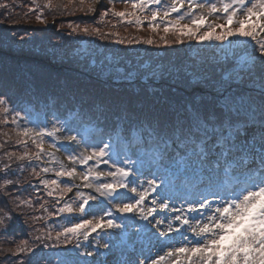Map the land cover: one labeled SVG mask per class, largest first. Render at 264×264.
<instances>
[{"label": "snow or ice", "instance_id": "snow-or-ice-1", "mask_svg": "<svg viewBox=\"0 0 264 264\" xmlns=\"http://www.w3.org/2000/svg\"><path fill=\"white\" fill-rule=\"evenodd\" d=\"M123 2L131 8L130 12L115 11L114 7L102 9L95 23L107 25L110 21L106 17L111 16L119 18L121 23L127 20L128 24L140 27L143 20L137 13L147 10L150 13L149 29L156 31L162 27L164 33H171L173 37L168 40L161 36L156 47H179L193 41L202 47L205 44L231 45V38H236L252 47L253 54L243 61L239 71L227 75H217L210 66L195 61L183 69L152 67L144 63L135 65L130 61L125 65L116 50L100 59V67L115 68L118 79L159 78L163 81L170 77L176 81V86H170V93L179 92V85L195 86L194 91L179 99L169 93L154 92V100L140 102L142 107L139 109L133 107L131 101L122 99L100 101V108L114 109L112 114L125 121L124 139L130 148L135 145L137 149L141 146L152 149L161 170L154 172L146 182H141V168L129 157L125 156L121 161L120 153L113 150L111 135L107 141L100 139L88 144L78 134H73L74 129L67 121L54 123L51 128L38 124L26 126L25 121L33 123L30 114L22 105L12 102L8 91L17 88L28 92L30 86L3 85L8 91H0V124L11 123L20 129L16 133V143L25 147L23 154L9 152L5 158L29 161L21 166V172L24 168H33L39 185L30 187L37 198L40 187L47 196L58 197L54 213L57 216L73 211L83 215L94 207L90 203L93 201L104 206L103 212L94 217V222L93 219L69 221L70 226L56 231L55 236L51 230L37 235V246L46 249L63 245L65 251L56 253L60 264H67L63 259L66 255L92 258L101 254L99 246L85 248L81 237L87 242L98 230L106 235L113 230H123L129 219H138L143 231L155 230L150 232V239L157 236L169 239L160 240L162 247L155 253L152 250L155 245L147 251L141 248L138 256L131 254L123 264H264V36L261 35L264 33V0H171L170 4L164 0ZM101 4L102 0H78L73 12L94 14L97 5ZM49 6L50 0H47L44 7ZM6 7L0 3V8ZM212 17L224 22L213 23ZM36 18L43 23L41 15ZM184 20L187 23L181 24ZM82 23L85 26L69 24V35L98 39L101 46L106 43L124 47L154 44L152 39H123L117 33L92 26V22ZM96 62L93 59V63ZM45 105L47 107V101ZM84 106L81 103V111ZM87 106L91 109L92 104ZM53 119L59 121L60 116ZM116 127L114 123L113 132ZM61 135L68 144L76 142L79 150L63 149L62 141L58 139ZM46 137L51 138L48 147L54 151L44 152ZM23 138L30 139L37 151L29 155L27 140ZM80 145L83 147L79 148ZM61 151H65L71 167L56 159L55 153ZM33 159L42 163L47 160L58 167L39 166V171H35L37 165L31 163ZM76 165L81 166L80 172ZM102 165L106 169H102ZM0 172L11 175L10 164L0 168ZM48 173H54L56 179L43 178L42 174ZM62 177L72 183H60ZM77 179L81 184L75 182ZM13 184L18 185V180L4 179L0 188L4 189L5 195H11L8 186ZM81 187L91 191H81ZM73 189H77L75 200L80 201L75 209V200L72 203L65 200ZM176 201H180L179 206ZM14 202L17 207L31 206L30 200H20L19 196ZM158 212L165 215L158 217ZM170 213L175 215H168ZM7 218L11 220L10 216ZM3 223L4 217H0V225ZM173 232L180 233L181 246L173 243ZM100 239L103 240V235ZM23 243L27 245V241ZM68 245H73L74 253L68 251ZM37 246L18 247L13 255H36ZM103 247L111 250L108 241H104ZM76 264H93V261L88 259Z\"/></svg>", "mask_w": 264, "mask_h": 264}, {"label": "trees", "instance_id": "trees-1", "mask_svg": "<svg viewBox=\"0 0 264 264\" xmlns=\"http://www.w3.org/2000/svg\"><path fill=\"white\" fill-rule=\"evenodd\" d=\"M47 0H0V3L7 5L0 8V91H8L3 87L9 85L30 86L28 92H21L17 88L8 91L12 102L22 105L30 114L33 123H24L28 127H35L37 124L51 128L54 123L67 121L74 129L73 134H78L86 142L87 134L93 133L96 136L105 132L108 135H118L124 139V123L112 114V111L100 108V101L110 102L115 99L131 101L133 107H142L140 102L154 100L152 95L156 93H169L176 99L194 91L195 86L185 87L179 85L180 91L170 93V86H176V81L166 77L163 81L159 78L145 80L143 78L134 81L117 78L115 68L100 67V59L110 56L113 50L120 52V59L123 64L129 61L139 65L144 63L156 67L162 65L165 68H185L195 61L197 64L210 66L211 70L217 75L229 74L239 71L234 63L235 55L231 52L222 51H203L195 52L197 45L188 47L186 42L179 47L165 48L156 47L160 42V37L172 40L171 33H164L163 28L159 27L156 31H151L148 27V17L150 13H137L142 15L143 24L137 27L128 24L127 20L119 22V18L106 17L110 21L107 25H97L95 21L99 17L100 10L114 7L115 11L130 12L131 8L126 7L123 0H104L97 7L94 14L86 15L81 11H74L73 8L78 4V0H50V6L44 7ZM39 5V7H37ZM87 7V5H85ZM33 11H29V9ZM73 14H69V13ZM41 15L43 23L36 18ZM160 18L159 16L157 19ZM82 22H92V26L102 27L103 31H111L118 34L123 39H152L154 44L132 45L124 47L112 43L101 46L98 39L84 37L83 35H72L69 24L75 26H85ZM63 25V27H61ZM115 25V27H112ZM197 45V46H196ZM206 45V44H205ZM239 52V51H238ZM96 59V63H93ZM31 101V102H29ZM47 101V107L45 102ZM94 102V103H93ZM81 103L85 106L81 111ZM92 104L91 109L87 106ZM49 112V125H45L43 115ZM103 112V115L101 114ZM60 116L59 121L53 119ZM11 114L9 115V120ZM116 124L115 132L112 125ZM79 128L76 129L75 128ZM17 129L11 123L0 124V168L10 164L11 175L0 172V185L4 179L18 180V185L8 186L11 195H5L4 189L0 188V217H4V223L0 225V264H60V259L56 253H63L64 246L57 248L41 249L37 246L35 237L46 234L49 230L55 236L58 231V224L55 220L56 197L45 194V190L40 187L39 198L30 185H39V180L33 174V168L21 166L29 163L28 160L18 161L13 158L11 161L6 159V154L11 152L16 155L23 154L25 147L17 144ZM27 140V151L29 155L37 151L36 146L30 139ZM51 138L46 137L43 144L44 152L54 151L48 147ZM62 147V145H61ZM66 159L65 151H61ZM57 159V158H56ZM58 160V159H57ZM67 160V159H66ZM32 164L37 165L35 171H39V166L58 167L55 163L45 160H32ZM77 171L80 166L76 165ZM43 178L56 179L54 173L42 174ZM60 183H72L67 177L59 178ZM20 200H30L31 206L17 207L15 197ZM47 209V211H45ZM11 217V220L7 218ZM27 241V245L23 242ZM22 246H37L36 255H27L13 251ZM68 251H74L68 245ZM43 256V258H41ZM76 258L77 256L74 255ZM73 255L63 257L67 264H76Z\"/></svg>", "mask_w": 264, "mask_h": 264}, {"label": "rangeland", "instance_id": "rangeland-1", "mask_svg": "<svg viewBox=\"0 0 264 264\" xmlns=\"http://www.w3.org/2000/svg\"><path fill=\"white\" fill-rule=\"evenodd\" d=\"M104 2V0H102V3ZM168 1L167 0H164V3H167ZM169 4V3H168ZM100 6V5H97V7ZM124 9H122L123 11ZM139 15V14H137ZM140 17H142V15H139ZM215 17H212L210 18V21L213 22V23H223L224 21L222 19L220 20H214ZM160 18L157 19V21H159ZM184 23H187V20H184V21H181V24H184ZM204 29H202L201 31H203ZM217 32H219L220 30L217 29L216 30ZM262 36H264V33H262ZM233 40V43L231 45H228V44H224V45H219V44H211V45H204L203 47L202 46H198L197 48H195V52H199V53H202L203 51H208V49H211L212 51H222L223 53L224 52H239V54H242L243 53V58L247 59V57H249L250 55L253 54V51H252V47L250 46H243L244 44L241 43L238 39L236 38H231ZM191 46H194V45H190L189 47ZM197 46V45H196ZM242 49H244L243 51H241ZM242 63V62H240ZM88 137L89 138H92V133L91 134H88ZM58 139H60L63 143V149H67L68 151H73V150H79L78 147H77V143L76 142H73L72 144H68L66 141H63V135L59 136ZM100 139H104V137L100 138ZM92 143H97V142H94V141H91V144ZM79 148H82L81 146H79ZM129 149L127 148V150H122L120 152L121 154V157L122 159L124 158V154H126L127 157H129L130 159L133 158L131 152H133L134 150H130L128 151ZM136 150V157L134 158L133 160V163L136 167H140L141 168V172H142V176H141V182H146V180L148 178L151 177V175L154 173V172H157V171H160V167L158 165V163L155 161V160H152L150 162L146 161L144 159V157H148V158H151L153 157V154H149V152L147 153V151H145V153H143V151L141 150V148L139 149H135ZM115 151V149H114ZM147 153V154H146ZM58 157L59 155L56 154ZM67 167H70L67 165ZM102 169H106V166H101ZM80 170H78L77 172H80L81 171V167L79 168ZM109 181L111 180V178H108ZM145 186H146V183H145ZM83 188V187H82ZM128 195H132L131 193H128ZM176 195H181V193H176ZM148 199H151V197H149ZM75 199L73 198H69V200H66V201H70L71 203L74 201ZM63 201H61V204H62ZM94 205V207L92 208V210H88L85 214H81L77 211H73L72 213H63V214H60L59 216H64V217H68L69 215H72L73 213L75 214L76 218V221L75 222H79L81 221L82 219H94V217H98L100 215L99 212H97L96 210H101V213L103 212L104 210V206L101 205L99 202H96V201H93V202H90ZM58 207V205H57ZM73 207L74 209L78 207V200H75V203L73 204ZM119 214H117L118 216ZM82 216V217H81ZM84 217V218H83ZM133 220V219H131ZM94 222V221H93ZM138 223H140L139 221H137ZM134 223V221H130L128 220L126 222V227L127 226H132V224ZM136 223V222H135ZM66 226H70V224H67ZM66 226H59L57 227V230L58 231H62L64 227ZM138 227H134V229H130V228H127V230H134L135 232H138V230L136 229ZM83 230V229H82ZM123 231L122 230H119V231H115V232H109L108 234H103V233H100V231L98 230L97 233H93L89 236V240L87 242L83 241V238H81V242H83L85 245L84 246H87L88 249L91 248V245H98L99 246V252L101 253L100 255H96L92 258H88L90 260L93 261V264H117L113 259H110L111 258V255L113 254H116L118 252H122V250L127 246V245H133L134 249L135 250H138L139 249V246L137 245V237H133V236H129L127 239H124L123 240H120L121 237H124L125 233H122ZM112 233V234H110ZM101 235H103V240L100 239ZM97 236H99V238H97ZM104 241H108V243L110 244V251L109 250H106L104 249L103 247V244H104ZM177 246H181V245H177ZM87 259V260H88ZM181 259L183 260V257H181ZM81 260V258H80Z\"/></svg>", "mask_w": 264, "mask_h": 264}]
</instances>
